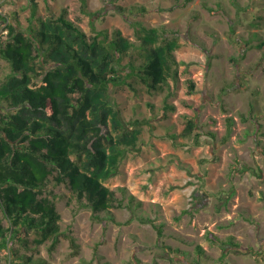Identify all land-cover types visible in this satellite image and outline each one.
<instances>
[{
	"label": "rangeland",
	"instance_id": "1",
	"mask_svg": "<svg viewBox=\"0 0 264 264\" xmlns=\"http://www.w3.org/2000/svg\"><path fill=\"white\" fill-rule=\"evenodd\" d=\"M36 1L45 21L65 8L87 37L102 30L111 37L116 30L126 41L138 42L144 33L135 20L156 30L155 44L161 37L175 42L178 80L169 79L170 89L155 94L140 84L136 92L126 86L113 90V110H119L123 124L149 116L146 102L158 108L166 99L175 107L165 119L128 127L125 138L108 120L102 141L107 155L114 146L124 152L115 156L114 175L102 183L118 198L119 187L127 196L122 207L111 209L114 221L93 220L64 185L51 183L61 197L56 202L59 242L49 251L50 240L37 244L40 237L32 232L27 248L15 244L20 254L44 264H196L195 247L200 246L205 258L199 264H264V56L263 48L249 47L264 42V0H189L186 5L185 0H83L85 7L82 0ZM133 6L146 12L129 19L119 11ZM13 13L28 30L27 1L0 0V14ZM8 72L0 60V79ZM249 110L256 121L241 122L239 114L249 118ZM227 118H233L229 128ZM190 121L194 129L187 134ZM129 195L140 205L133 211ZM0 224L7 226L1 211ZM208 231L220 239L233 236L244 249L211 244L205 239ZM67 236L75 239L77 256L69 255ZM167 246L185 255L173 258ZM9 259V250L1 249L0 264Z\"/></svg>",
	"mask_w": 264,
	"mask_h": 264
},
{
	"label": "trees",
	"instance_id": "2",
	"mask_svg": "<svg viewBox=\"0 0 264 264\" xmlns=\"http://www.w3.org/2000/svg\"><path fill=\"white\" fill-rule=\"evenodd\" d=\"M26 1L30 10L28 30L22 29L16 14H0V60L9 67L0 79V211L7 221V226L0 224V250H9V264H44L41 259L20 254L14 246L27 248L32 232L40 237L35 240L37 244L50 240L49 251L58 244L60 216L56 202L61 197L49 188L50 184L64 185L80 208L90 210L93 220L113 222L111 209L122 207L127 196L125 189L119 187L118 198L114 190L102 183L114 175L115 156L124 152L114 146L113 154L107 155L102 141L106 139L108 120L119 126L125 138L128 127L150 125L175 109L166 99L158 108L146 102L149 116H134L123 124L119 110H113L117 106L113 90L126 86L136 92L140 84L150 94L165 92L170 89L169 79L173 83L178 80V63L173 53L175 42L161 37L160 44H155L156 30L137 20L133 24L144 33L138 42L126 41L116 30L111 37L106 30L87 37L67 18L65 8L54 19L45 21L38 16L37 1ZM82 4L86 6L83 0ZM204 7L211 15L216 13ZM119 11L127 12L125 17L133 19L130 16L143 14L146 9L133 6ZM33 22L39 28H34ZM166 31L160 33L175 34ZM249 47L263 48L264 56V42ZM126 56L129 59L123 64ZM187 83L192 91V82ZM248 115L249 118L239 114L240 121L255 120L251 110ZM226 121L231 127L233 118ZM193 129V123L187 122L186 133L191 134ZM82 156L85 162L81 165ZM133 200L129 195L131 211L140 206ZM67 239L72 248L69 255L77 256L75 239ZM205 239L221 247L244 249L233 236L220 239L208 231ZM166 249L173 258L185 255L179 249ZM202 258L204 251L196 246L193 262L199 264Z\"/></svg>",
	"mask_w": 264,
	"mask_h": 264
}]
</instances>
